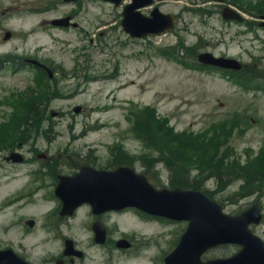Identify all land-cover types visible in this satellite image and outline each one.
Returning a JSON list of instances; mask_svg holds the SVG:
<instances>
[{
	"label": "rangeland",
	"instance_id": "374dc122",
	"mask_svg": "<svg viewBox=\"0 0 264 264\" xmlns=\"http://www.w3.org/2000/svg\"><path fill=\"white\" fill-rule=\"evenodd\" d=\"M157 1L162 12L178 16L174 30L132 39L120 25L122 6L103 0H0V145H14L26 158L9 163L0 154V248L11 247L35 264H48L46 259L61 246L56 228L47 226L56 222L55 216L48 217L56 204L50 173L64 169L61 162L67 157L75 163L84 157L104 165L116 158L111 152L123 157V148L135 149L144 161L140 136L150 139L152 150L162 155L171 135L166 119L178 131L208 127L210 140L174 139L181 151H201L203 161L196 166L211 175L232 173L233 165L239 168L238 176H222L224 187L216 185L215 178L204 186L225 212L238 213L253 201L254 195H234L242 189L239 177L247 181L246 189L263 177L254 176V171L264 165L250 157L264 147V26L259 25L264 0ZM230 3L244 10L249 21H224L220 10ZM47 5L54 8L42 11ZM32 6L36 11L29 10ZM141 11L148 14L150 8ZM248 11L256 13L255 18ZM66 15L74 16L77 28L50 24ZM6 32L11 33L8 39ZM184 44L197 53L234 57L246 64L244 71L227 78L220 71L193 68L195 55ZM177 52L183 53L182 62L174 58ZM22 59L48 65L54 77L36 75ZM102 76L105 79H99ZM258 85L262 90L250 89ZM19 92L21 102L15 108L8 103ZM145 105L154 107L157 115L140 114ZM32 115H38V123L20 132ZM136 117L139 127L130 128ZM41 153L46 157H38ZM150 168L166 179L162 169ZM26 191L35 202L6 204ZM259 204L264 214V197ZM27 218L35 219L33 228L24 224ZM252 229L264 240V216Z\"/></svg>",
	"mask_w": 264,
	"mask_h": 264
},
{
	"label": "water",
	"instance_id": "95a60500",
	"mask_svg": "<svg viewBox=\"0 0 264 264\" xmlns=\"http://www.w3.org/2000/svg\"><path fill=\"white\" fill-rule=\"evenodd\" d=\"M148 2L150 0H136L125 10L123 25L132 35L159 33L172 26L168 21L165 28L159 29L160 23L157 25L153 23L160 18L159 14L154 12L153 18H145L134 11L135 8ZM226 16H232V13ZM199 58L205 62L239 68V64L234 60L214 59L208 53L201 54ZM144 179L143 175L135 176L131 170L127 169L110 173L83 171L80 175L65 180L56 192L71 207L82 201H89L97 208L136 205L148 212L188 218L194 262L209 245L223 241H236L243 245L238 255L230 260L210 264L264 263L263 245L247 228L251 221H257L259 218L255 206L236 218L229 217L220 212L219 205L198 192L154 191ZM32 224L33 222L30 221V225ZM0 264L25 263L14 258L11 252L5 251L0 253Z\"/></svg>",
	"mask_w": 264,
	"mask_h": 264
},
{
	"label": "flooded vegetation",
	"instance_id": "af4514ba",
	"mask_svg": "<svg viewBox=\"0 0 264 264\" xmlns=\"http://www.w3.org/2000/svg\"><path fill=\"white\" fill-rule=\"evenodd\" d=\"M85 164L80 163V166ZM58 176L54 173V179ZM183 178L193 179L186 168ZM59 217L62 226L74 230V244L79 251L74 256H64L60 252L57 258H61L65 264H164L165 257L177 249L187 228L184 220L163 218L136 210L95 214L87 204L79 206L69 217ZM72 221H75L74 226H71ZM97 233L104 234L103 243L95 242ZM216 256L222 255L209 250L203 254L202 260ZM175 262L178 263L177 255Z\"/></svg>",
	"mask_w": 264,
	"mask_h": 264
},
{
	"label": "trees",
	"instance_id": "16d2710c",
	"mask_svg": "<svg viewBox=\"0 0 264 264\" xmlns=\"http://www.w3.org/2000/svg\"><path fill=\"white\" fill-rule=\"evenodd\" d=\"M35 116H37V115H32V116H30L29 118L33 119V118H35ZM166 139H167L166 146H168V149H169V150L181 151L182 147H180V146L175 142V140H173V139L171 138V135H170L169 137L167 136ZM186 152H188V153L190 154V156H191V161H192V162H194V163H198V164L201 165V161H203V160H202V157L204 156V155L201 154V151H199L198 149L195 150V149L193 148V149H192V152H191V151H186Z\"/></svg>",
	"mask_w": 264,
	"mask_h": 264
},
{
	"label": "bare ground",
	"instance_id": "6f19581e",
	"mask_svg": "<svg viewBox=\"0 0 264 264\" xmlns=\"http://www.w3.org/2000/svg\"><path fill=\"white\" fill-rule=\"evenodd\" d=\"M99 79H105V77L102 76V78L100 77ZM90 127H92V126H90ZM90 127H88V129H90ZM21 174L23 175V173H21Z\"/></svg>",
	"mask_w": 264,
	"mask_h": 264
}]
</instances>
